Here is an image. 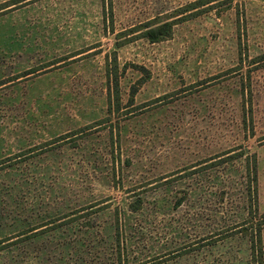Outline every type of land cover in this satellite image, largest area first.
Here are the masks:
<instances>
[{"label":"rangeland","instance_id":"rangeland-1","mask_svg":"<svg viewBox=\"0 0 264 264\" xmlns=\"http://www.w3.org/2000/svg\"><path fill=\"white\" fill-rule=\"evenodd\" d=\"M194 1L0 0V264H264V0Z\"/></svg>","mask_w":264,"mask_h":264},{"label":"trees","instance_id":"trees-1","mask_svg":"<svg viewBox=\"0 0 264 264\" xmlns=\"http://www.w3.org/2000/svg\"><path fill=\"white\" fill-rule=\"evenodd\" d=\"M226 0H196L192 3H189L186 6H183L179 11L178 15H182L179 17V21L187 20L188 18H192L194 16H198L206 11L214 9V5L218 2H224ZM187 13V14H186ZM184 14V15H183ZM177 22L175 20L168 21L158 27L148 29L142 36L150 40L151 42H159L165 40L167 38L172 37L173 35V27ZM260 235V244L261 241V229L259 230Z\"/></svg>","mask_w":264,"mask_h":264}]
</instances>
